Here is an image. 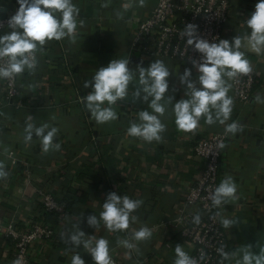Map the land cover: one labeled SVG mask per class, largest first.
<instances>
[{"label": "crops", "instance_id": "obj_1", "mask_svg": "<svg viewBox=\"0 0 264 264\" xmlns=\"http://www.w3.org/2000/svg\"><path fill=\"white\" fill-rule=\"evenodd\" d=\"M3 1L5 4L17 2ZM128 2L115 0L113 5L102 7L87 0H73L80 9L78 21H83L82 26L78 23L76 43L62 45L55 40L46 42L43 51L39 52L41 58L35 72H27L21 82L22 93L27 97L33 84L43 75L49 82L57 83L59 71L66 62L75 64L77 76L91 81L95 72L101 67H107L113 59H129L130 70L133 72H136L137 65L147 68L155 60H161L171 72L166 97H174L173 104L167 105L165 115L160 117L166 125L163 139L161 142L147 143L127 135L130 123H139L138 113L151 111L147 103L132 97V92L139 86L138 73L129 85V97L114 106L117 120L98 124L84 104L78 105L72 116L57 119L55 123L61 136L54 142L61 145L60 150L44 153L41 146L35 156L29 146L32 141L40 142L36 137L25 147L23 164L8 173L7 179L0 180V264H6L7 258V254L2 252L7 248V243L2 240L5 222L14 219L17 227L23 229L27 222L32 221L35 188L40 186L53 194L62 205L65 216L59 223L54 222L52 240L32 243L28 247L29 264H71L72 256L77 253L85 264H95L83 246L75 248L66 242L67 234L76 231L78 226L86 236L107 239L117 264H174L177 245H181L190 256L191 245L173 241L172 232L166 228L173 217L172 207L201 169L200 160L189 151L188 140L225 133L227 124L233 122L242 125L243 130L235 135L225 134V147L221 149L218 160V186L227 176H231L237 184L239 199L222 206L221 220L228 218L238 223L225 229L220 222L221 229L229 253L251 245V251L259 254L264 247V103L254 102L257 95L264 97V53L256 54L241 49L256 76L249 102L240 105L234 103L231 118L225 125L219 122L208 125L201 119L195 133L179 131L175 124L173 105L188 98L185 95L186 86L180 84L179 77L185 69H191L193 81L197 80L199 74L195 68L161 57H151L143 64L136 62V56L129 53L132 34L130 21L134 9L123 8ZM153 2L145 0V5L149 7ZM258 2L232 0L229 19L221 30L220 39L231 43L236 36L250 35L246 20L255 11ZM135 5L139 6L138 0H134ZM137 9L136 12L140 13L143 7ZM118 13L122 19L118 18ZM67 51L72 53L69 59L64 54ZM37 86L42 87V82ZM48 91L53 92L54 89L49 87ZM10 114L20 124L32 116V122L37 125L50 120L53 110L46 106L14 110L5 104L0 105V119L4 125ZM80 126H84L85 131L80 132ZM17 137L16 126L1 128L0 153L16 146ZM0 162L4 163L2 157ZM112 192L142 201L141 207L133 213L136 220L130 223L128 232H109L103 221L97 229L87 223L90 215H96L99 219L102 205ZM145 226L152 231L151 238L146 241L131 240V230ZM124 239L131 240L136 248H125L119 243ZM229 264H235V258Z\"/></svg>", "mask_w": 264, "mask_h": 264}, {"label": "clouds", "instance_id": "obj_2", "mask_svg": "<svg viewBox=\"0 0 264 264\" xmlns=\"http://www.w3.org/2000/svg\"><path fill=\"white\" fill-rule=\"evenodd\" d=\"M133 2L134 0H129L123 8L130 9ZM17 3L19 7L7 24L11 32L0 36V79H15L26 70L34 73L38 64L37 53L43 51L46 42L67 38L70 43L75 44L78 23L83 25L82 20L78 21L80 9L73 0H17ZM138 3L140 7L145 6V0H138ZM117 16L123 18L120 13ZM246 25L251 30L250 35L236 36L231 43L224 39L209 42L201 37L195 24H187L184 27L182 35L186 37L187 45L200 54V59L192 60L193 68L199 74L196 81L192 80L191 69H185L179 77L180 84L186 86L185 95L188 97L173 105L175 124L179 131L195 133L201 119L208 125L217 122L225 125L230 120L234 101L228 95L231 88L228 81L240 75H248L252 71L250 62L241 49L245 48L256 54L264 53V0H259L255 5V11L246 20ZM128 65L129 59H113L107 67H101L96 71L92 80L86 81L83 85L84 88L92 87V91L83 97L85 107L98 124L117 120L118 115L114 106L118 101L129 97V85L138 73L139 86L132 92V97L134 100L147 103L151 111H140L139 123L131 122L127 135L147 143L161 142L166 125L162 123L160 117L165 115L167 105L173 104L174 99L171 96L166 97L171 72L161 60H155L147 68L137 65L136 72L131 71ZM254 102L264 103V97L257 95ZM32 121L33 117L28 116L24 129L25 143H30L35 136L40 139L44 153L60 150L61 145L54 142L59 129L47 123L36 126ZM242 130V125L233 122L227 124L225 134L235 135ZM219 147L224 148L225 145L221 143ZM7 177L5 164L0 162V180ZM210 199L216 208L238 200L237 184L234 179L231 176L225 177L211 193ZM141 204V200H133L126 195L121 196L112 192L102 205L103 211L99 219L96 215H90L87 223L97 229L103 221L109 232H128L130 223L136 220L133 213ZM216 215L220 216V212ZM193 222L195 224L201 222L199 214L193 217ZM221 223L225 229H230L238 222L223 218ZM130 236L131 240L146 241L151 238L152 231L145 226L139 230H131ZM131 240L124 239L119 243L127 249H134L136 244ZM66 242L75 248L83 246L95 264H115L110 256L109 241L86 236L79 226L76 231L67 234ZM251 248V245H247L228 253L222 246L217 251L223 260L235 258V264H264V247L260 249L259 254H254ZM175 254L174 264H198V261L189 256L181 245L175 247ZM200 259H204L203 254ZM13 264H20V260L13 261ZM71 264H85V261L77 253L72 256Z\"/></svg>", "mask_w": 264, "mask_h": 264}, {"label": "built area", "instance_id": "obj_3", "mask_svg": "<svg viewBox=\"0 0 264 264\" xmlns=\"http://www.w3.org/2000/svg\"><path fill=\"white\" fill-rule=\"evenodd\" d=\"M96 4L113 5L115 0H87ZM232 0H156L152 6H144L142 12L132 11L129 53L135 55L138 64H143L151 57H161L179 62L193 68L192 60H199L200 54L186 43V37L182 35L187 24L198 26L201 37L209 42H218L222 28L229 19L230 5ZM107 6V7H108ZM19 4L12 2L5 4L0 0V35L8 34V20L15 14ZM3 10V11H2ZM218 38V39H217ZM70 44L67 38L59 41ZM67 59L72 53H64ZM41 55L37 53L38 63ZM38 67V64H37ZM55 69V67H50ZM28 71L15 79H0L1 99L0 105L5 104L16 110L21 107L32 108L34 106H46L53 110L52 118L41 124L47 123L56 127L55 121L59 118H67L73 115L78 105L84 104L83 97L92 91V87L84 88L87 81L77 76L76 67L73 63H64L59 71L57 83L49 82L45 75L39 77L31 87V93L26 97L22 91V80ZM256 73L252 71L248 75H240L229 80L231 85L230 97L236 104L249 102ZM65 85H61L60 81ZM42 82V87L37 86ZM60 83V84H59ZM59 84V86H57ZM49 87L54 89L49 92ZM62 95L63 97H61ZM25 97V100H24ZM17 99V100H15ZM7 124L0 119V129L16 126L18 130L16 146L5 153H0L4 160L6 171L14 172L22 165V155L26 144L24 141L26 121L17 123L16 118L10 114ZM80 132L85 131L84 126L79 127ZM60 130L55 139L60 138ZM36 138L33 136V139ZM37 139V138H36ZM225 133H217L202 138L188 140L189 151L201 162V169L192 183L181 195L179 201L172 207L170 222L166 225L172 232V240L186 242L192 247L191 257L198 264H229L230 260H223L217 251L223 246L224 251L229 253L226 237L221 229V208L212 205L210 196L218 187V160L221 149L219 145L224 143ZM38 140L32 141L29 148L35 156L41 147ZM24 176V175H21ZM33 219L27 222L22 229L17 227L16 221L10 219L5 222L2 232V240L7 243V248L2 250L7 254L6 264L20 260V264H29L27 250L32 243H43L53 239L54 222L59 223L65 216V211L53 194L44 186L35 188V201L33 205ZM220 212V216L216 213ZM197 214L201 222L195 224L193 217ZM45 215H47L45 217ZM47 219H50L47 221ZM201 254L204 259L201 260ZM112 260L114 256L110 252ZM136 264V263H134Z\"/></svg>", "mask_w": 264, "mask_h": 264}, {"label": "rangeland", "instance_id": "obj_4", "mask_svg": "<svg viewBox=\"0 0 264 264\" xmlns=\"http://www.w3.org/2000/svg\"><path fill=\"white\" fill-rule=\"evenodd\" d=\"M155 1H156V0H154L153 4L155 3ZM145 6H146V5H145ZM151 6H152V5H151ZM131 8L134 9V11H138L137 8H139V6H136V5H135V6L131 7Z\"/></svg>", "mask_w": 264, "mask_h": 264}, {"label": "trees", "instance_id": "obj_5", "mask_svg": "<svg viewBox=\"0 0 264 264\" xmlns=\"http://www.w3.org/2000/svg\"><path fill=\"white\" fill-rule=\"evenodd\" d=\"M46 216H47V215H45V217H46ZM48 220H50V219H47V221H48Z\"/></svg>", "mask_w": 264, "mask_h": 264}, {"label": "water", "instance_id": "obj_6", "mask_svg": "<svg viewBox=\"0 0 264 264\" xmlns=\"http://www.w3.org/2000/svg\"><path fill=\"white\" fill-rule=\"evenodd\" d=\"M137 62V61H136ZM129 67V69H130V65L128 66Z\"/></svg>", "mask_w": 264, "mask_h": 264}]
</instances>
